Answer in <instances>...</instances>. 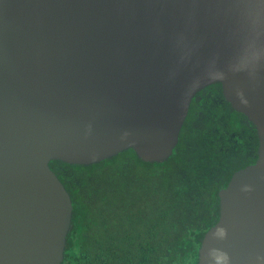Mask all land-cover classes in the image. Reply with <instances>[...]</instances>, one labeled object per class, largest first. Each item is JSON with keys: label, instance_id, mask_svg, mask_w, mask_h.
<instances>
[{"label": "water", "instance_id": "obj_1", "mask_svg": "<svg viewBox=\"0 0 264 264\" xmlns=\"http://www.w3.org/2000/svg\"><path fill=\"white\" fill-rule=\"evenodd\" d=\"M214 84L258 147L196 264H264V0H0V264L63 261L72 201L50 161L163 163Z\"/></svg>", "mask_w": 264, "mask_h": 264}, {"label": "trees", "instance_id": "obj_2", "mask_svg": "<svg viewBox=\"0 0 264 264\" xmlns=\"http://www.w3.org/2000/svg\"><path fill=\"white\" fill-rule=\"evenodd\" d=\"M219 115L230 128L244 126L240 114L213 110L208 122L182 126L163 163L142 162L131 149L89 166L50 161L72 201L61 264H196L200 240L217 219V192L251 163L233 161V140L223 153L216 131L202 127L219 129Z\"/></svg>", "mask_w": 264, "mask_h": 264}, {"label": "flooded vegetation", "instance_id": "obj_3", "mask_svg": "<svg viewBox=\"0 0 264 264\" xmlns=\"http://www.w3.org/2000/svg\"><path fill=\"white\" fill-rule=\"evenodd\" d=\"M214 88L216 89L217 93L213 92ZM218 94L221 96L220 99L218 98ZM192 101L198 104L197 105L198 108L196 107L194 109V107L189 106L188 113L186 116L187 118L185 119L183 125L187 124L190 125L191 127H195L196 125L199 124L201 125L203 119H205L208 122L213 110L221 109L223 111L226 110L231 113L233 112L228 106V104L224 101L218 85H209L204 87L203 89H201L196 93ZM190 117H192V119L195 117L196 122H194L192 119H191L192 121H190ZM239 118H241L243 125L246 127L243 126V128H238V129L230 128L228 123L223 120V115L217 116L219 129H212L209 126H202V127H204L207 130V132L210 130L216 131L217 140L221 144L220 150L223 153H225L226 150L224 149V145H227L229 140H233V144L232 146H230V148L232 149L231 156L233 161L236 158L242 157L243 158L242 160L244 162H247L249 160L251 161V163L249 164H252L256 160L257 147H258L255 129L254 127L251 126L250 123L248 124L242 116L240 117L239 115ZM192 139H197V136H191L190 140L195 141ZM197 142L200 144L203 143L199 141ZM207 144L212 145V140L208 139L206 145Z\"/></svg>", "mask_w": 264, "mask_h": 264}]
</instances>
